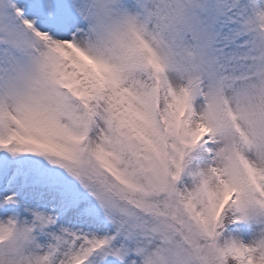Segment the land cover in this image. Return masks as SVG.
Listing matches in <instances>:
<instances>
[{"label":"snow or ice","instance_id":"6c2138e0","mask_svg":"<svg viewBox=\"0 0 264 264\" xmlns=\"http://www.w3.org/2000/svg\"><path fill=\"white\" fill-rule=\"evenodd\" d=\"M4 244L264 264V0H0Z\"/></svg>","mask_w":264,"mask_h":264},{"label":"clouds","instance_id":"9594fccd","mask_svg":"<svg viewBox=\"0 0 264 264\" xmlns=\"http://www.w3.org/2000/svg\"><path fill=\"white\" fill-rule=\"evenodd\" d=\"M168 75L169 79L173 82H179L180 75L178 71H170ZM229 95H231V93H229ZM252 156L254 158V154H252ZM21 244H23L22 241ZM39 255H43V253H40ZM0 264H36L35 254L25 250L13 257L9 253L8 245L4 244L3 249H0Z\"/></svg>","mask_w":264,"mask_h":264}]
</instances>
